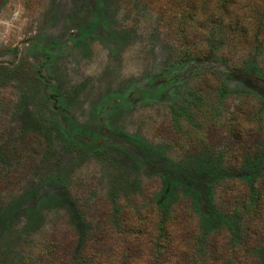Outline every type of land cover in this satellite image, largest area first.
<instances>
[{
  "label": "rangeland",
  "instance_id": "1",
  "mask_svg": "<svg viewBox=\"0 0 264 264\" xmlns=\"http://www.w3.org/2000/svg\"><path fill=\"white\" fill-rule=\"evenodd\" d=\"M222 1L249 30L264 12V0H0V264L72 261L107 236L105 208L177 210L181 189L196 234L227 227L217 207L231 175L210 156L238 103H264V21L262 42L236 47L181 24L190 3L222 13ZM258 157L234 177L255 179Z\"/></svg>",
  "mask_w": 264,
  "mask_h": 264
},
{
  "label": "trees",
  "instance_id": "2",
  "mask_svg": "<svg viewBox=\"0 0 264 264\" xmlns=\"http://www.w3.org/2000/svg\"><path fill=\"white\" fill-rule=\"evenodd\" d=\"M219 1V0H217ZM225 1L219 3L223 10ZM189 5V4H187ZM196 6V7H195ZM199 7V10L197 8ZM197 12L186 13L184 26L199 23L215 29L218 44L227 42L234 46L246 43L247 38L261 41L259 34L264 21V12L256 13V26L252 30L242 27L235 17L225 10L217 13L202 5L190 3ZM201 7V8H200ZM215 44L201 54L205 61L215 59ZM182 60L191 58L192 51H185ZM188 60V59H186ZM185 61V60H184ZM240 105V106H239ZM237 104L228 117L225 127V140L222 151L211 155L217 160L215 170L224 168L229 173V180L224 184L222 195L218 200L217 214L224 219L227 227L210 234H196L191 226V218L187 209L180 207L183 198L190 204L196 201L194 195L187 190L175 194L173 202L177 210L160 203L153 204L147 210L113 209L114 213L105 208L99 221L107 230V236L102 240V234L88 236L87 246L76 255L72 261L62 262L57 258V264H264V165L255 179L234 177L240 172H247L252 163L264 153V103L255 110L248 111ZM211 153L212 146H207ZM190 161L186 157L181 167H186ZM224 165H221L222 163ZM215 163V162H214ZM218 166V167H216ZM122 179H116L114 192L121 187ZM183 194V195H182ZM187 204V203H186ZM191 205H186L188 208ZM190 208V207H189ZM103 243H108L110 250H100ZM60 244V243H59ZM59 244L50 243L49 248L55 253ZM63 258H61L62 260Z\"/></svg>",
  "mask_w": 264,
  "mask_h": 264
}]
</instances>
